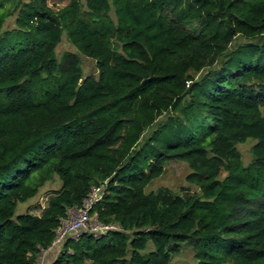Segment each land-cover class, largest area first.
Listing matches in <instances>:
<instances>
[{"label":"trees","instance_id":"obj_1","mask_svg":"<svg viewBox=\"0 0 264 264\" xmlns=\"http://www.w3.org/2000/svg\"><path fill=\"white\" fill-rule=\"evenodd\" d=\"M48 1L0 0V264H37L94 187L89 216L113 227L49 264H173L184 247L264 264V0ZM63 32L96 76L56 58ZM169 160L197 191H145ZM55 177L39 214L15 215Z\"/></svg>","mask_w":264,"mask_h":264},{"label":"rangeland","instance_id":"obj_2","mask_svg":"<svg viewBox=\"0 0 264 264\" xmlns=\"http://www.w3.org/2000/svg\"><path fill=\"white\" fill-rule=\"evenodd\" d=\"M69 0H49V5L54 9L63 7L68 3ZM16 8L12 7V13L7 16L2 25V30H12L16 27L15 18L17 16ZM110 16L114 18L113 11L110 12ZM64 51L74 52L80 59L81 67L84 75L92 74L97 75V69L95 66L94 59L87 57L68 40L65 32L62 33L59 43L55 47V56L59 59ZM255 142L254 139L248 138L242 143L237 144V148L241 154L242 161L244 164H247L251 158L250 148ZM189 172V167L186 162L180 160H169L164 166L162 174L154 178L146 186L145 191H154L159 187H167L172 189L177 193L184 194L186 192L192 193L197 191V187L188 183L185 179L187 173ZM60 186V181L55 177L52 181L46 182L42 187L39 188L37 194L28 199L25 202H19L16 207L15 215L30 211L33 214H39L41 209L46 205L48 196L52 193L53 190L58 189ZM72 215L73 212L71 211ZM90 227L97 229V223L91 217L90 218ZM62 240L56 241V243L40 252L37 258V264H49L52 258L58 253L60 249V242ZM173 264H192V252L189 248L184 247L182 251L175 255L172 260Z\"/></svg>","mask_w":264,"mask_h":264},{"label":"built area","instance_id":"obj_3","mask_svg":"<svg viewBox=\"0 0 264 264\" xmlns=\"http://www.w3.org/2000/svg\"><path fill=\"white\" fill-rule=\"evenodd\" d=\"M99 188L94 187L88 197L84 200L83 206L80 208H71L68 211L67 218L61 221V225L57 230L56 238L52 242V245L59 241V239L63 240L65 237H71L77 239L78 236L84 231L90 229V216H89V208L94 200L98 197ZM73 212L71 215L70 212ZM113 226L107 225H98V230H105ZM93 229V228H91ZM96 229V230H97ZM95 230V229H93Z\"/></svg>","mask_w":264,"mask_h":264}]
</instances>
